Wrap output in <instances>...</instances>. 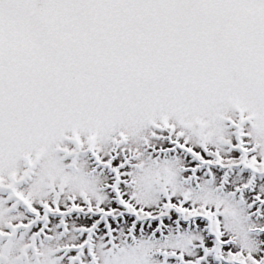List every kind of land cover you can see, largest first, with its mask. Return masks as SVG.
I'll return each instance as SVG.
<instances>
[{
    "label": "snow or ice",
    "instance_id": "6c2138e0",
    "mask_svg": "<svg viewBox=\"0 0 264 264\" xmlns=\"http://www.w3.org/2000/svg\"><path fill=\"white\" fill-rule=\"evenodd\" d=\"M0 264H264V0H0Z\"/></svg>",
    "mask_w": 264,
    "mask_h": 264
}]
</instances>
